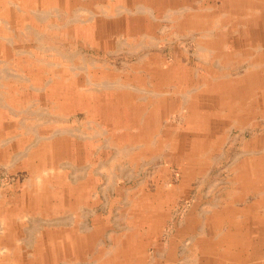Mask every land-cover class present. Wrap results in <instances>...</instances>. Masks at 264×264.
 <instances>
[{"label":"rangeland","instance_id":"obj_1","mask_svg":"<svg viewBox=\"0 0 264 264\" xmlns=\"http://www.w3.org/2000/svg\"><path fill=\"white\" fill-rule=\"evenodd\" d=\"M263 75L264 0H0V264H264Z\"/></svg>","mask_w":264,"mask_h":264},{"label":"crops","instance_id":"obj_2","mask_svg":"<svg viewBox=\"0 0 264 264\" xmlns=\"http://www.w3.org/2000/svg\"><path fill=\"white\" fill-rule=\"evenodd\" d=\"M59 11H61V9L59 8L58 9ZM139 10V9H138ZM105 24H106V21H104V23L102 24L103 25V27H105ZM95 26V25H94ZM58 27V26H57ZM56 27V28H57ZM133 29V28H132ZM132 29H131V31H132ZM123 34H120V33H118L116 36L120 39V36L121 35H124V34H128V31L126 30V32L124 33V32H122ZM100 36H101V34H100ZM137 37H141V39H145L146 37H147V35L145 34V33H143L141 30H139L138 31V33H137V35L135 36V39L137 38ZM101 38V37H100ZM99 38V39H100ZM119 39H118V41H119ZM130 39H133V38H130ZM105 40V39H104ZM121 40V39H120ZM66 41H64V40H62V41H60V43H65ZM67 43V42H66ZM144 43H146V42H144L143 41V43H141V44H144ZM146 46H143V48H145ZM105 86H106V84H104ZM108 85V87H110L109 86V84H107ZM104 86V87H105ZM260 194H264V191L263 192H260ZM235 201L234 200H232V204H235L234 203ZM237 203V202H236ZM238 205V204H237ZM229 215H237V213H235V212H231V213H229ZM219 218H217L216 217V220H218ZM201 221V220H200ZM200 221H199V223H200ZM198 223V224H199ZM252 224H254V222L252 223ZM198 226V225H197ZM262 226H264V224H262ZM204 228H203V225L201 224V226L199 227V228H196V230H200V235H205L206 233H208L207 232V227H205V229L203 230ZM255 229V228H254ZM192 230V229H191ZM13 231H16V230H13ZM74 231H75V234L77 233V231L74 229ZM206 231V233H204ZM263 231H264V229H263ZM216 232H217V234H215V236L213 237V238H215V237H217V236H220V232L222 233V231H220V232H218L217 230H216ZM191 234V233H190ZM228 234V233H227ZM223 236V234L220 236V237H222ZM188 237H191V236H188ZM191 239L192 238H188V240L187 239H185L184 241L182 240V241H180V243H181V249H183V251L186 249V245L184 246L183 245V243H186V244H188V243H190V241H191ZM63 239H61V241H62ZM255 240V239H254ZM261 242L262 241H258V240H255L254 241V243H259V245L261 244ZM262 244H263V242H262ZM255 245V244H254ZM165 246V245H164ZM240 246H243V245H240ZM239 246V247H240ZM251 247V246H250ZM231 248H234V247H231ZM141 249H143V246H141ZM255 250H256V247L255 248H252V250L250 251V252H248L247 253V251H246V253H241L240 255L238 254V260L237 259H235L237 256H235V257H233V255H232V257H230V259H220L219 257H217V256H212L210 259L209 258H207V256H205V259L203 258L201 261L202 262H205L206 264H208L207 262H209L210 260H211V262H212V264H245V262L247 261L246 260V257L247 256H245L246 254H248V255H251L250 253L251 252H253L254 251V253H255ZM233 251H231L230 253H232ZM181 253H183V252H181ZM249 257H251V256H249ZM153 259V258H152ZM187 259V258H186ZM209 259V260H208ZM233 259V260H232ZM234 259L236 260V262L234 261ZM249 259H251V258H249ZM183 260H185V259H180V260H178L179 261V263H183ZM246 260V261H245ZM250 261V260H249ZM64 263V262H63ZM138 263H142V262H140V261H138ZM249 264H250V262H249Z\"/></svg>","mask_w":264,"mask_h":264},{"label":"bare ground","instance_id":"obj_3","mask_svg":"<svg viewBox=\"0 0 264 264\" xmlns=\"http://www.w3.org/2000/svg\"><path fill=\"white\" fill-rule=\"evenodd\" d=\"M213 16H214V14H213ZM9 38V37H8ZM22 54V53H21ZM264 76V75H263ZM261 84V83H260ZM237 101V100H236ZM219 102V101H218ZM230 107V106H229ZM223 108V107H222Z\"/></svg>","mask_w":264,"mask_h":264}]
</instances>
